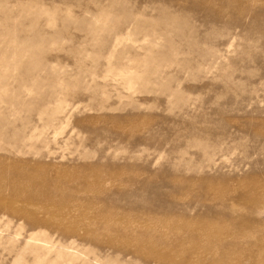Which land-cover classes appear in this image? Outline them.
<instances>
[{
	"label": "rangeland",
	"instance_id": "obj_1",
	"mask_svg": "<svg viewBox=\"0 0 264 264\" xmlns=\"http://www.w3.org/2000/svg\"><path fill=\"white\" fill-rule=\"evenodd\" d=\"M0 264H264V0H0Z\"/></svg>",
	"mask_w": 264,
	"mask_h": 264
}]
</instances>
